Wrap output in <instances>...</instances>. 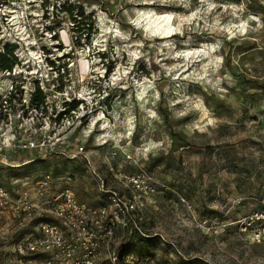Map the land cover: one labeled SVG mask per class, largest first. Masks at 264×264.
I'll list each match as a JSON object with an SVG mask.
<instances>
[{
	"label": "rangeland",
	"instance_id": "obj_1",
	"mask_svg": "<svg viewBox=\"0 0 264 264\" xmlns=\"http://www.w3.org/2000/svg\"><path fill=\"white\" fill-rule=\"evenodd\" d=\"M65 1L0 0L7 4L0 51L16 43L18 63L28 67L44 49L70 66L74 89L83 86L79 69L90 64L85 88L96 92L88 108L96 112L106 101L109 114L91 132L65 121V139L53 151L0 150V186L13 200L29 188L35 201L34 184L49 172L58 177L51 192L69 187L98 206L109 190L130 196L125 176L145 169L153 189L139 192L142 205L128 226L146 238L136 252L142 260L264 264V238H253L262 224L241 228L246 216L264 212V0H69L84 10L79 25L59 7ZM158 14L172 15L170 33L148 29ZM90 20L81 37L78 27ZM11 78L0 70V92ZM12 112L17 136L44 123L45 113L25 111L31 128ZM69 145L85 152L69 159ZM87 159L100 177L87 171ZM43 218L54 220L36 210L0 212V264H39L18 245L38 233Z\"/></svg>",
	"mask_w": 264,
	"mask_h": 264
},
{
	"label": "built area",
	"instance_id": "obj_2",
	"mask_svg": "<svg viewBox=\"0 0 264 264\" xmlns=\"http://www.w3.org/2000/svg\"><path fill=\"white\" fill-rule=\"evenodd\" d=\"M6 6L4 2L0 5L2 8ZM3 15L8 20L13 16L9 11ZM25 60L20 59V63ZM32 61V66L20 67L17 63L12 69L2 70L4 76L12 78L9 86L0 92V117L3 121V124H0V150L20 148L39 152L53 151L65 139V131L62 130L65 121L70 124L68 128L73 130L90 128L91 132L95 125L102 130L103 119L109 114L108 103L100 100L96 112L88 108L89 103L94 101L93 95L96 92L93 85L85 88L87 83H92L94 76L90 71V64L86 69L83 67L79 69L83 86L74 89L69 83L71 80L69 65L60 64L57 58L50 57L44 49ZM17 68L22 70L16 71L19 70ZM37 87L45 95V101L40 109L31 106V98ZM59 95H62V99L58 103ZM12 108H15L17 116L25 120L31 128L35 123L34 118L30 116L25 119V111L29 109L31 112L45 113L42 118L45 124L42 123L38 129H31L29 133L17 136L16 126H12ZM68 109L70 110L67 112ZM22 125L23 122L20 121L19 127ZM56 130L59 133L55 136ZM47 131L49 135L46 134ZM47 138H51L50 142ZM108 141L104 139L100 144ZM68 148L71 150L68 156L73 158L85 152L83 145L77 148L69 145ZM111 154L115 155L116 150ZM127 158L134 159L130 154H127ZM86 167L89 172L100 177L88 159ZM125 177L130 196L109 190L108 201L95 206L79 200L69 187L51 192L50 185L54 177L49 172L44 173L34 184L35 201H32L29 188L21 191V200H13L7 189L0 186V212L10 207L14 210H36L41 214H50L54 218V220L43 218L38 224V233H31L19 242L20 251L36 256L30 259V262L38 260L39 264H99L104 253L111 264H117L115 247L124 237L132 219L131 215L139 210L140 204L142 205L139 192L153 189L148 184L151 177L145 169ZM29 181V184L33 182ZM141 218L139 216V219ZM259 222L263 226L262 231L257 229L253 233V238L258 241L264 238V212L256 211L241 222V228L244 230L249 229L251 224ZM118 230L122 231L119 236ZM125 264L149 262L128 254Z\"/></svg>",
	"mask_w": 264,
	"mask_h": 264
},
{
	"label": "trees",
	"instance_id": "obj_3",
	"mask_svg": "<svg viewBox=\"0 0 264 264\" xmlns=\"http://www.w3.org/2000/svg\"><path fill=\"white\" fill-rule=\"evenodd\" d=\"M62 10L68 11L70 16L73 18V20L79 25L81 21H83L84 18V10L82 9V6H79L73 1L66 0L61 6H59ZM80 17V18H78ZM84 26H79L78 32H80V36L82 34H85V32H89L91 30V23L92 20H90V23L88 21L83 22ZM81 27V28H80ZM82 37V36H81ZM18 45L16 43L7 44L2 51H0V70L5 69H12L15 64L18 63V56L15 52ZM101 56H105L104 52H99ZM45 101V95L43 91L37 87L34 91L32 98H31V106L37 107L40 109V107L43 105ZM75 105H72L74 107ZM70 109L67 110V112ZM69 159H74L68 156ZM31 160L30 162L35 161ZM28 162V163H30ZM24 165H28L25 163ZM31 165V164H30ZM25 167V166H24ZM263 212V211H258ZM144 236H142L136 228L129 229L127 228V231L124 235V237L121 239L119 244L115 247V254L117 258V264H125V258L128 254H133L137 257L136 252H139L140 244L145 242ZM141 258V257H139ZM149 258V257H148Z\"/></svg>",
	"mask_w": 264,
	"mask_h": 264
},
{
	"label": "bare ground",
	"instance_id": "obj_4",
	"mask_svg": "<svg viewBox=\"0 0 264 264\" xmlns=\"http://www.w3.org/2000/svg\"><path fill=\"white\" fill-rule=\"evenodd\" d=\"M171 19H172V15L171 14H158L156 16V18H154L153 22L155 23V25L152 28H148L151 32H153L154 28H159V27H163L164 31L170 33V29H171ZM151 22V21H150ZM169 35V34H168ZM167 36V35H166ZM33 58V57H32ZM87 61V60H86ZM142 88V87H141ZM146 91V87H143V91L142 93L145 94Z\"/></svg>",
	"mask_w": 264,
	"mask_h": 264
},
{
	"label": "crops",
	"instance_id": "obj_5",
	"mask_svg": "<svg viewBox=\"0 0 264 264\" xmlns=\"http://www.w3.org/2000/svg\"><path fill=\"white\" fill-rule=\"evenodd\" d=\"M69 157H70V156H69ZM71 158H73V157H71ZM87 171H88V170H87ZM54 177H55V178H53L54 180H55V179H58V177H56V176H54ZM54 180H53V181H54ZM57 191H58V190H57ZM88 204H90V205H94L93 203H90V202H88ZM95 206H96V205H95ZM101 258H106L105 255H104V253H103V255H102Z\"/></svg>",
	"mask_w": 264,
	"mask_h": 264
}]
</instances>
